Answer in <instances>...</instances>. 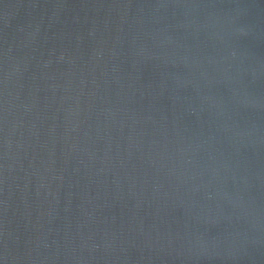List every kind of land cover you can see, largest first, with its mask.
Returning a JSON list of instances; mask_svg holds the SVG:
<instances>
[{
    "label": "water",
    "instance_id": "water-1",
    "mask_svg": "<svg viewBox=\"0 0 264 264\" xmlns=\"http://www.w3.org/2000/svg\"><path fill=\"white\" fill-rule=\"evenodd\" d=\"M0 264H264V0H0Z\"/></svg>",
    "mask_w": 264,
    "mask_h": 264
}]
</instances>
